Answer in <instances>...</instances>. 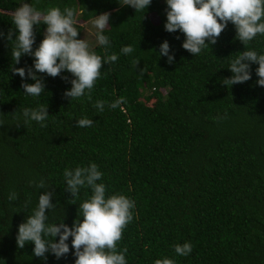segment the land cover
Here are the masks:
<instances>
[{
	"label": "trees",
	"instance_id": "obj_1",
	"mask_svg": "<svg viewBox=\"0 0 264 264\" xmlns=\"http://www.w3.org/2000/svg\"><path fill=\"white\" fill-rule=\"evenodd\" d=\"M13 2L42 12L59 7L62 14L70 7L84 21L101 10L110 13L103 31L110 43L93 51L101 57L115 53L118 59L102 63L91 100L87 90L79 99L64 96L74 79L67 70L56 77L36 72L45 89L35 97L24 93L22 83L35 82L27 76L28 68L36 71L35 57L22 54L19 63L11 57L14 42L8 33L15 40L18 29L4 9ZM120 3L0 0V264H74L71 236L69 253L59 259L51 252L46 259L35 256L31 242L19 248L16 236L46 190L53 192L55 204L46 209V225L63 220L71 227L92 190L81 187L72 198L64 171L92 163L103 173L97 183L105 185L106 198L122 194L134 201L132 220L117 241V251L127 248L126 264H154L165 257L175 264H264V86L257 83L258 63L248 62V81L223 84L233 75L231 60L242 51L264 54V34L245 46L229 22L215 44L206 40L193 55L182 47V32L165 30L166 0H151L137 12ZM33 29L35 51L46 25ZM165 40L172 63L159 55ZM127 45L134 51L123 54ZM13 67L25 68L26 77ZM120 97L126 102L108 107ZM98 100L105 101L102 112L95 107ZM41 105L49 113L46 126L25 123L24 109ZM85 117L92 126L77 127ZM40 180L48 189L36 187ZM13 191L18 199L9 201ZM185 242L191 243V253L177 255L175 245Z\"/></svg>",
	"mask_w": 264,
	"mask_h": 264
},
{
	"label": "clouds",
	"instance_id": "obj_2",
	"mask_svg": "<svg viewBox=\"0 0 264 264\" xmlns=\"http://www.w3.org/2000/svg\"><path fill=\"white\" fill-rule=\"evenodd\" d=\"M121 4V3H120ZM151 4V0H123L121 5L132 6L136 12L143 11ZM166 23L165 30L168 32H182L186 39L182 47L193 55L201 53L207 44H215L217 38L229 22L236 28V38L245 46L257 34H264V0H166ZM74 9L65 7L62 14L59 7H51L46 11H38L28 3H23L12 13V23L18 34L12 40V31L9 30L8 39L14 42L11 57L15 63H19L22 54L35 57L34 68L27 69V76L31 77L34 83H22L24 93L31 96H39L45 89L44 80L38 77L36 72L46 73L56 77L63 70L70 72L72 87L64 92V96L79 99L86 94L91 100V90L96 80L101 75L102 63L111 64L118 59L113 53L101 57L94 51L89 50V44L85 39H78V29L75 27ZM110 13L104 12L96 15L92 21L98 30L95 33L96 40L100 45L107 46L109 38L103 31L109 27ZM46 25L44 38L39 46L33 51L35 42L34 25ZM2 35V33H0ZM179 38V37H177ZM134 51L131 45L121 48L123 54H130ZM159 55L167 56L168 63L174 61V55L170 54V45L165 40L160 45ZM59 61V62H57ZM139 60L135 61L138 64ZM258 63L256 69L259 79L257 83L264 86V54L258 55L254 50L242 51L235 59L231 60L229 69L233 74L225 78L223 84L232 86L251 79L250 64ZM14 63V64H15ZM12 72L19 74L23 79L26 77V70L23 67L12 68ZM67 80V77H62ZM123 97L108 104L110 108H117ZM105 101H96L95 107L102 112ZM23 115L28 121L40 122L45 127L44 121L49 113L47 106L41 105L36 109L25 108ZM226 118L220 117L219 119ZM93 120L80 118L77 120V127H90ZM103 176L98 166L92 163L87 167H77L75 170L65 169L64 178L66 191L75 198L79 195L81 187H89L92 195L89 199L79 204V213L70 227L63 220L57 224H47L46 209H52L55 204L51 202L53 192L45 191L38 197V206L33 214L26 218L18 226L16 243L23 248L26 243L34 244L33 254L46 259V253L51 252L59 259L69 253V237H72L71 246L76 257L74 264H126L125 253L127 248L117 251V241L122 238L123 229L132 220L130 209L134 201L122 194H114L106 198V187L103 183H97ZM38 189H48L44 180L36 184ZM9 201L18 199L16 192H10ZM74 203V202H72ZM80 216L83 220H80ZM59 236L56 241L55 237ZM52 237L53 239H45ZM174 251L179 256H186L191 253L192 245L185 242L183 245L176 244ZM154 264H175L170 258L156 259Z\"/></svg>",
	"mask_w": 264,
	"mask_h": 264
},
{
	"label": "rangeland",
	"instance_id": "obj_3",
	"mask_svg": "<svg viewBox=\"0 0 264 264\" xmlns=\"http://www.w3.org/2000/svg\"><path fill=\"white\" fill-rule=\"evenodd\" d=\"M22 4H23V2H13L12 6L5 8L4 11L12 14L14 12V10L17 7L21 6ZM104 12H108V11L107 10H101L100 12L97 13V15L104 13ZM95 17L90 19V20L84 21V20L79 19V16L77 14L74 15V19L76 21L74 26L77 27V29H78V37L77 38L78 39H85L89 44V50L90 51H93L95 48H98L100 46V44L97 42L96 36H95V33L98 30L92 24V21L95 19ZM150 19L152 20L153 23L158 22V17L155 14H151ZM44 33H45V31H44Z\"/></svg>",
	"mask_w": 264,
	"mask_h": 264
}]
</instances>
